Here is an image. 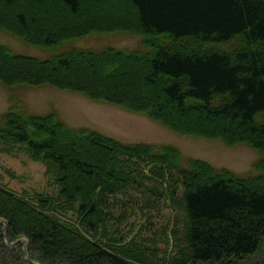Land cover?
I'll use <instances>...</instances> for the list:
<instances>
[{"label": "trees", "instance_id": "trees-1", "mask_svg": "<svg viewBox=\"0 0 264 264\" xmlns=\"http://www.w3.org/2000/svg\"><path fill=\"white\" fill-rule=\"evenodd\" d=\"M120 2L132 10L135 27H110L126 23L121 18L95 19L98 6ZM0 27L53 47L42 58L0 44V80L7 85L77 92L182 134L248 143L264 156V0H0ZM117 31L145 39L136 49L66 46ZM134 62L143 65L140 92L129 99L114 72ZM81 66L107 67L110 75L100 86L75 84ZM0 144L1 151L25 150L44 161L55 189L17 192L0 182L2 250L9 247L5 238L17 248L25 237L37 264H264V256L250 261L264 246V157L258 174L241 176L200 158L182 160L172 144L122 141L70 126L56 111L31 113L21 102L0 114ZM173 170L181 173L176 201L186 219L182 230H172V250L161 255L154 237L115 225L123 215L114 210L122 197L132 201L134 190H151L147 181Z\"/></svg>", "mask_w": 264, "mask_h": 264}, {"label": "rangeland", "instance_id": "rangeland-1", "mask_svg": "<svg viewBox=\"0 0 264 264\" xmlns=\"http://www.w3.org/2000/svg\"><path fill=\"white\" fill-rule=\"evenodd\" d=\"M106 7V6H105ZM95 19L108 20L121 18L122 22L110 27L125 25L135 27L132 18V10L124 2L116 7L107 6L103 9L97 7ZM53 24V23H52ZM98 27V25H88ZM102 26V27H109ZM101 27V28H102ZM70 28L69 31L75 30ZM99 28V27H98ZM73 29V30H72ZM145 37L128 31L91 33L66 42V46L100 48L104 46H115L124 49H136L141 47ZM0 44L12 48L15 52L46 57L52 50L30 44L16 35L14 32L0 27ZM76 61H79L76 59ZM115 75L121 76V89L127 91L129 99L136 98L139 94L141 63H131L124 69L115 67ZM80 79L75 84L84 85L85 81L93 82L100 86L104 75H110L107 67L103 71L91 69L86 66L80 67ZM108 93L113 94L112 91ZM107 94L106 93H102ZM21 102L26 109L35 114H46L56 111L59 116L70 126H87L96 129L106 135L115 137L126 142H156L168 143L178 147L182 153V160L189 158H200L217 169H227L241 176H253L259 173L258 162L264 157L257 148L245 142L228 144L218 138H207L196 135L179 133L169 126L140 112L130 111L122 106L105 101H96L77 92L64 90L51 85H7L0 80V114ZM237 122L233 123L237 127ZM201 129H197L199 131ZM205 130H201L204 132ZM214 134L225 133L226 130L205 131ZM230 138H238L239 135H229ZM4 144H0V147ZM183 164H186L183 161ZM181 173L169 171L164 179H152L144 186L151 190L140 188L131 193L132 201L128 197H122L120 204L115 208V225L126 227L129 235H135L136 231H142L141 237H154L160 254L166 250L170 252L173 247V229L182 230L186 214L182 205L176 199L182 197ZM0 182L17 192L34 193L35 191L54 192L47 174V166L44 161L35 159L25 150L4 152L0 150ZM190 186V185H189ZM128 206L125 208V204ZM110 225L111 222H109ZM24 245L13 246V243L5 238L9 247L0 249V263L2 264H24L30 261L27 250V241L22 239ZM4 244V243H3ZM22 248V250H19ZM264 256L263 248L250 258L254 262L257 258ZM4 261V262H3ZM32 262V261H30ZM35 264L37 262L33 261Z\"/></svg>", "mask_w": 264, "mask_h": 264}]
</instances>
